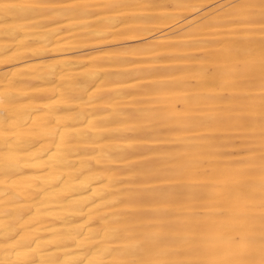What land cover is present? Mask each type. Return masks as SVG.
Here are the masks:
<instances>
[{
    "label": "bare ground",
    "instance_id": "obj_1",
    "mask_svg": "<svg viewBox=\"0 0 264 264\" xmlns=\"http://www.w3.org/2000/svg\"><path fill=\"white\" fill-rule=\"evenodd\" d=\"M0 264H264V0H0Z\"/></svg>",
    "mask_w": 264,
    "mask_h": 264
}]
</instances>
